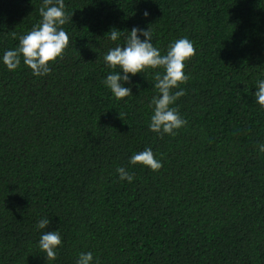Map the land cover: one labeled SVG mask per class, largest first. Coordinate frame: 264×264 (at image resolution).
Returning a JSON list of instances; mask_svg holds the SVG:
<instances>
[{
	"label": "trees",
	"instance_id": "trees-1",
	"mask_svg": "<svg viewBox=\"0 0 264 264\" xmlns=\"http://www.w3.org/2000/svg\"><path fill=\"white\" fill-rule=\"evenodd\" d=\"M64 3L69 45L34 76L22 57L12 71L2 57L40 22L43 0H0V264H76L88 252L90 264H264V108L253 95L264 0ZM133 27L149 28L162 55L180 38L196 49L172 90H185L172 107L187 122L174 136L149 129L162 68L130 76L121 100L104 84L120 71L104 56ZM147 148L158 171L129 163ZM55 230L48 261L38 242Z\"/></svg>",
	"mask_w": 264,
	"mask_h": 264
},
{
	"label": "clouds",
	"instance_id": "clouds-1",
	"mask_svg": "<svg viewBox=\"0 0 264 264\" xmlns=\"http://www.w3.org/2000/svg\"><path fill=\"white\" fill-rule=\"evenodd\" d=\"M39 14L40 22L26 35L19 37L18 47L3 54L2 62L9 71L18 67L22 57L23 63L34 76L47 75L51 71L49 65L62 57L68 47L69 36L62 26L71 21L72 15L66 14L64 0H43ZM143 15L147 17L149 13L145 11ZM108 33L112 41H116L121 34L116 29H111ZM128 33L126 43L110 49L103 58L109 68L120 69L119 72L108 74L104 84L117 100H121L132 95L131 87L123 86V84L130 83V76L143 73L146 69L162 68L163 74L157 72L154 76L156 81L154 87L158 95L152 98L153 114L150 117L149 129L160 135L174 136L176 130L187 122L181 118L178 108L172 107L180 97L185 95V90L180 89L175 92L172 90L179 88L189 79L184 73V68L185 61L196 54L193 42L187 38H180L171 43L166 54L162 55L160 50L152 44V32L149 28L133 27ZM253 95L255 102L264 108V80L258 81ZM118 116L120 118L119 114ZM259 151L264 152V145L259 146ZM129 163L143 165L152 171H158L162 167V163L155 158L150 148L132 155ZM117 173L121 180H127L129 183L134 178L123 167L117 168ZM49 224L48 218H42L36 227L45 229ZM60 244L61 236L58 230L44 231L40 236L38 247L46 254V260L53 261L56 259V249ZM92 260L91 252L81 253L76 264H90Z\"/></svg>",
	"mask_w": 264,
	"mask_h": 264
}]
</instances>
